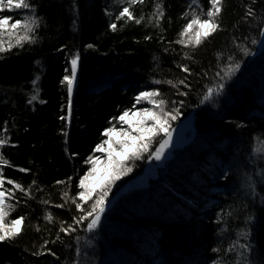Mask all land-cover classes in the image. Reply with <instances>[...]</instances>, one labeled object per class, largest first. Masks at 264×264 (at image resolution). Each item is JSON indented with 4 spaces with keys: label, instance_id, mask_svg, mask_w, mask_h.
<instances>
[{
    "label": "trees",
    "instance_id": "1",
    "mask_svg": "<svg viewBox=\"0 0 264 264\" xmlns=\"http://www.w3.org/2000/svg\"><path fill=\"white\" fill-rule=\"evenodd\" d=\"M26 2L39 18L29 33L35 42L0 52L3 188L13 189L12 180L25 189L14 198L6 192L14 207L5 223L24 220L15 238L0 242V264H264V0H221L220 28L198 46L177 41L191 19L207 18L210 0ZM124 7L141 22L117 19ZM31 15L0 11L10 24ZM23 34L21 27L0 39L7 48ZM77 53L69 119L62 81ZM154 90L176 115L170 129L190 121L181 128L192 137L148 184L119 195L89 232V221L74 223L73 202L90 171L86 161L124 111L141 108L135 97ZM142 156L127 161L132 170L109 188L105 208L144 171ZM69 225L76 231L60 230Z\"/></svg>",
    "mask_w": 264,
    "mask_h": 264
},
{
    "label": "snow or ice",
    "instance_id": "2",
    "mask_svg": "<svg viewBox=\"0 0 264 264\" xmlns=\"http://www.w3.org/2000/svg\"><path fill=\"white\" fill-rule=\"evenodd\" d=\"M137 0H130V4H135ZM143 2V0H140ZM255 3V0H253ZM211 8L207 11L206 19H201L199 16L191 19L189 23L185 26L183 32L181 33V40L177 43L187 45L198 46L202 43L203 39H206L208 36L216 32L220 25L216 20V17L221 13V0H210ZM15 9H25L29 10L32 15L27 16L21 20H16L14 23L10 24L12 17H0V37H3L5 33L9 36L15 35L16 30L21 27L24 29V34L18 36L16 39L15 45L11 41L7 42V48L5 47V41L0 39V52H5L11 49L14 46L23 47L24 42L34 43V39L29 33H34L35 29L39 26V18L35 16V8L32 7L26 0H0V11L4 9L12 10ZM159 10V6H158ZM160 16L163 15V11L159 10ZM127 16L128 20H133L132 13L129 11V7H124L120 12L119 17ZM247 17H254L255 12L251 7L247 9ZM136 23H140V19H135ZM110 27L115 30L117 25L115 23L111 24ZM260 35L264 36V28L261 29ZM187 37V40L183 39ZM150 39V37H146ZM256 43V41H252ZM91 47V46H89ZM79 53L75 54L71 59V76H65L63 82L67 83L69 97L73 90V85L76 80V72L79 62ZM240 65L237 63L234 67L231 68V72L238 70ZM184 72H189L188 67H183ZM156 83H161L156 81ZM167 83L173 85V87H178V85L173 84L172 81ZM180 85L185 84L184 80L179 81ZM223 88V84L219 86ZM213 94V90H208V95L204 97L205 100H208ZM187 95V93H184ZM159 96V91L154 90L152 92H141L138 96L135 97L137 103L141 100H148L153 107L152 108H143L138 111L132 112V110H126L121 116L118 117V120L128 125L127 129H120L119 131L115 127H110L103 132V136L108 139L103 143L97 145L95 151L98 153H106V159L103 161V167L100 165L102 163L100 156L90 157L86 162L91 165V169L87 172L79 181L78 187L82 189L77 194L76 200H73L76 203V208L80 212V216L74 219L76 225L82 224L84 221H89L87 223V230L89 232L96 229L101 221V216L105 211V204L108 196V189L111 181L119 179L121 175L130 172L132 169L127 167V161L135 159H142V153L149 151V145L154 142L155 138L161 133L164 134L163 142L160 144V149L155 153V159L160 160L162 158L163 151L166 146L171 142V130H170V121L176 119V115L172 111H165L166 101L163 99H155ZM37 99V96L33 95L31 97L30 103ZM69 116L71 115V99L69 98ZM158 109V111L156 110ZM131 112V116H130ZM138 117V120L133 118ZM61 119H67L66 117H61ZM8 143V138L0 133V150ZM14 146V145H13ZM9 162L4 159L2 151H0V242L7 239L15 238L21 231L20 225H22L24 217H19L18 219L12 220L10 223L6 224L5 220L10 211L14 206L11 204H6V192L8 198H14V191L19 189L21 192H25V189L22 186L12 180H7V183L13 185V189H4L3 185L6 178L3 177L2 168L5 165H8ZM21 171H28L27 169H20ZM95 178L94 186L90 187V181ZM63 183V181H58ZM98 193V194H97ZM65 195H67L65 193ZM96 197L93 200V197ZM77 200L79 202H77ZM88 201H93L90 208H85L84 204ZM57 207H63V205H57ZM51 221V215L46 217ZM39 230V229H37ZM62 232L68 234L69 232L76 231V228L69 225L67 228H61ZM59 239V237H57ZM47 241L45 242V245ZM247 247V246H241ZM50 251V250H49ZM40 255L43 253H35ZM55 255V253H51Z\"/></svg>",
    "mask_w": 264,
    "mask_h": 264
},
{
    "label": "rangeland",
    "instance_id": "3",
    "mask_svg": "<svg viewBox=\"0 0 264 264\" xmlns=\"http://www.w3.org/2000/svg\"><path fill=\"white\" fill-rule=\"evenodd\" d=\"M184 39L187 40V37H184ZM263 46H264V36L261 35L260 47H263ZM155 99L159 100L160 98H158V96H157V97H155ZM139 103L141 104V108H139L135 111H138V110L143 109V108H152L153 107V105L148 100H141ZM156 110L158 111V109H156ZM132 112H134V111H132ZM130 116H131V112H130ZM133 119L138 120L139 118L135 117ZM173 122H174V120L170 121V127L173 124ZM189 124L192 125L190 123V121H185L184 123L177 125L176 127L170 129L171 130V142L168 146L165 147L163 154H162V158L160 160L155 159V153L157 151H159L160 144L163 142V139L167 138V137H164V134L161 133L159 136H157L155 138L154 142L159 140V143L157 142L158 144L155 145V147H153L150 150V152L146 151V152L142 153L143 155L148 156V158L146 160L147 163H146V166L144 168V171L139 176H137L134 179H132L131 181H129L128 184H125L123 187H121V189L117 192L116 197L105 208L104 213L112 206V204L114 203L116 198H118V196L121 195L123 192H126L130 188L143 187L146 184H148L150 179H153L158 175L160 168L163 167V165L165 164L167 159H169V157L172 155L174 149L182 147L185 144V142L187 141V139L192 137V135H190L191 136L190 137V136H186L183 133L184 132L183 129L185 127H187ZM127 127H128V125L120 123V126L117 130L119 131L120 129H127ZM154 142H152L149 145V149L152 147ZM95 156L101 157L102 163H101L100 167L102 168L103 167V161L106 159L107 154L97 152L95 154ZM90 169H91V165H90ZM126 174H128V173H126ZM126 174H124V175H126ZM124 175H121L119 179H115V180L111 181L109 188L110 187H111V189L115 188V186L120 183V181L124 177ZM95 182H96L95 178H93V180L90 181L89 186L90 187L94 186ZM104 213L102 214L101 217H103Z\"/></svg>",
    "mask_w": 264,
    "mask_h": 264
},
{
    "label": "water",
    "instance_id": "4",
    "mask_svg": "<svg viewBox=\"0 0 264 264\" xmlns=\"http://www.w3.org/2000/svg\"><path fill=\"white\" fill-rule=\"evenodd\" d=\"M72 98H73V91H72V93H71V97H70V99L72 100ZM68 118H69V119L71 118V115L69 116V109H68Z\"/></svg>",
    "mask_w": 264,
    "mask_h": 264
}]
</instances>
